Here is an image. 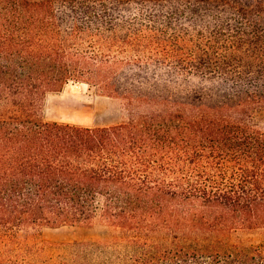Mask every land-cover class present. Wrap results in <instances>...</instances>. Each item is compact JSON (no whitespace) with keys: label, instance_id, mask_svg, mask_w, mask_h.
Instances as JSON below:
<instances>
[{"label":"trees","instance_id":"obj_1","mask_svg":"<svg viewBox=\"0 0 264 264\" xmlns=\"http://www.w3.org/2000/svg\"><path fill=\"white\" fill-rule=\"evenodd\" d=\"M70 83L127 121L42 119ZM108 239L48 250L41 228ZM264 0H0V264H264Z\"/></svg>","mask_w":264,"mask_h":264},{"label":"rangeland","instance_id":"obj_2","mask_svg":"<svg viewBox=\"0 0 264 264\" xmlns=\"http://www.w3.org/2000/svg\"><path fill=\"white\" fill-rule=\"evenodd\" d=\"M41 117L48 122L94 127L120 124L128 120L129 113L121 101L102 98L84 84L70 83L61 92L47 94ZM32 235L53 251L70 244L107 240L108 230L98 225L41 228ZM239 239L248 246H264V231L241 235Z\"/></svg>","mask_w":264,"mask_h":264}]
</instances>
